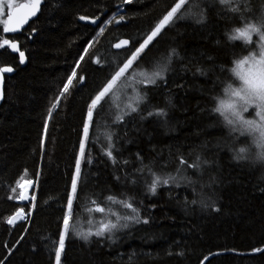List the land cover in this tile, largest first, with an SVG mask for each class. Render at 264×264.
I'll return each instance as SVG.
<instances>
[{"label":"trees","instance_id":"trees-1","mask_svg":"<svg viewBox=\"0 0 264 264\" xmlns=\"http://www.w3.org/2000/svg\"><path fill=\"white\" fill-rule=\"evenodd\" d=\"M176 2L134 0L118 11L122 0H45L31 25L36 33L32 39L24 35L27 65L21 67L7 46L0 49V66L15 68L6 75L0 107V264H55L86 108L128 55L114 44L142 38ZM121 15L126 19L117 24ZM80 16L102 22L93 28ZM178 16L183 18L162 32L147 59L115 88L134 80L142 99L133 96L127 102L112 92L94 114L85 149V161L91 162L81 164L60 264H201L215 253L206 264H264V252L248 254L264 247L261 149L251 135L234 133L214 111L227 85L239 84L232 69L248 55L244 49L252 47L229 37L245 21L264 16V0H186ZM258 37L252 38L254 45ZM164 65L163 81L141 83L139 72ZM73 69L77 77L61 97ZM132 104L139 111L129 118ZM161 109L166 115H149ZM109 148L115 164L104 154ZM240 148L246 149L240 153L244 159L236 158ZM181 157L188 164L199 157V167L181 166ZM177 168L187 178L179 187L158 186L155 195L148 190L149 169L163 177L176 175ZM24 181L37 183L30 221L9 225V217L30 208L17 201ZM108 196L132 202L148 223L85 239V228L115 221L111 213L132 214ZM97 206L105 213L94 211Z\"/></svg>","mask_w":264,"mask_h":264},{"label":"snow or ice","instance_id":"snow-or-ice-1","mask_svg":"<svg viewBox=\"0 0 264 264\" xmlns=\"http://www.w3.org/2000/svg\"><path fill=\"white\" fill-rule=\"evenodd\" d=\"M134 0H122V4L118 11L122 10L123 5L132 4ZM221 4L230 3V0H219ZM42 0H24L23 3H17V0H0V18L5 17L6 19H0V23L3 25L4 33H18L21 29L28 24L29 20L41 11ZM186 0H177L174 6L171 7L169 11L160 19L154 27L150 29L142 38H138L133 41L121 40L115 45L117 49H124L128 55L122 61V66H117V70L110 75V79L103 85V87L95 94L94 97L90 99V103L86 108L85 118L83 120L82 126V139L79 143V158L75 161L74 175L71 179L70 193L66 197V209L67 214L62 218L63 231L59 235L58 247L55 249V264H60L61 254L64 251L65 239L69 234V221L73 212V203L77 198L78 184L81 177V164L85 161V149L86 143L89 141L90 127L93 125L94 114H97V109L101 107L102 102L105 101L106 97L113 92L114 88L117 86L118 82L123 79L127 80L128 76L131 75L130 70H135L134 65L139 67L142 60L147 59L146 52L150 50V46H155L154 41L158 43L157 38L161 36L162 32L166 28H170L179 19L183 18L178 16L181 9L185 6ZM233 11H238V9H233ZM99 19V17H97ZM126 19L125 16L121 15L120 20L116 21L119 24L121 21ZM79 20L88 21L89 17L80 16ZM92 24H96V19L90 21ZM111 19L107 23H111ZM100 32H103V27L99 28ZM236 35L230 36L229 39L237 40L243 38L247 44L252 45V47L244 49L248 51V55L237 61L236 68L232 69L234 77L239 81L237 87H233L232 84H228L224 89L226 96L219 100V105L214 109L216 113H220L227 125L231 127L234 133L239 136L251 135L253 137V143L261 149L259 153V158L264 159V16H261L256 22L249 23L245 21L244 27L235 29ZM252 33H256L259 36V47L257 48L252 41ZM131 43V46L129 47ZM5 46L10 48L13 52L19 54L18 62L23 63L25 61V53L20 50L18 42L13 40L4 39L0 42V49H4ZM89 47H85L83 52L87 55ZM255 48V50H253ZM172 55H176L175 49L171 50L168 56V63H171ZM85 56L81 55L79 60H84ZM99 63V61H97ZM79 67V63H77ZM14 69L10 66L0 67V86H2L5 74L13 73ZM167 71V65H164L159 70L152 72L150 76H145L141 81L145 86L155 84L157 79L163 81L164 76L162 72ZM77 77V72L75 69L71 71V74L67 77V82L63 84L62 90L59 92V96H64L69 92L70 86L73 85V78ZM134 82V80H133ZM79 83H83V77L79 78ZM3 98V90L0 87V99ZM138 99H142L138 95ZM59 104V99L55 104H52L51 108L55 109ZM131 111L128 113L129 118H131V113H137L139 111V105L136 106L129 105ZM253 114L252 118H248L246 114ZM164 116L166 113L161 109L156 113H149V115ZM52 110L48 112V117L51 118ZM117 121L123 122V117L118 116ZM44 134L47 133V123L44 124ZM109 142H111V136L108 137ZM118 151V150H117ZM245 148H240L236 155L237 159H244L240 153L245 152ZM107 157L112 159L115 164L116 160L113 156L111 148L104 153ZM91 161H85V163H90ZM127 164V161L123 162ZM179 164L181 166L187 165L190 168L199 167V157H197L196 162L188 164V161L179 158ZM141 171V170H138ZM153 177L152 182L148 186V190L155 195L158 186H168L169 184L179 187L181 181H186V177L181 175V169L177 168L176 175H166L160 176L154 172H151ZM135 183V181H133ZM23 188L24 186L21 185ZM83 189H81L82 191ZM19 200H35V197L26 194V191H21L19 194ZM108 201L113 203H119L123 205L124 208L131 210L132 214L121 216L119 213H111L115 216V222L111 219L107 222L101 220L97 230L95 232H89L84 235L87 239L90 235L104 236L105 234H114L116 231L123 228H128L132 224L144 223L147 224V219H141L139 214V209L133 206L132 202L120 201L113 196H108L106 198ZM92 203H96L93 201ZM196 203V201H192ZM92 209H90L91 211ZM219 209H217L218 211ZM94 211L98 213H105V208L97 206ZM23 209L17 211L13 216L7 219L9 225L14 224L17 218H22ZM123 221V223H121ZM255 252H264V249L256 248ZM207 259V257H205Z\"/></svg>","mask_w":264,"mask_h":264},{"label":"rangeland","instance_id":"rangeland-1","mask_svg":"<svg viewBox=\"0 0 264 264\" xmlns=\"http://www.w3.org/2000/svg\"><path fill=\"white\" fill-rule=\"evenodd\" d=\"M20 2V0H17V3H19ZM128 5V4H127ZM126 6V5H125ZM125 6H123L122 8L124 9L125 8ZM125 10V9H124ZM124 10H120V11H124ZM0 19H6V16L5 17H2V18H0ZM105 24H106V22H105ZM104 24V25H105ZM0 25L1 26H3L2 25V23H0ZM101 27H104L103 25L101 26ZM100 31H98L97 33H99ZM254 35H257L256 33H252V38L254 37ZM243 39V38H242ZM257 44L255 45L257 48L259 47V37H258V39H257ZM253 50H255V48L253 49ZM237 66V65H236ZM161 67H159V68H155V69H153V70H142L141 72H139L137 75L140 77V81H142L143 79H144V77L145 76H150L151 74H152V72H154V71H156V70H159ZM162 75L164 76V72H162ZM159 79H157V81H158ZM156 81V82H157ZM121 82V81H120ZM120 82H118V84H120ZM239 85V84H238ZM237 85V86H238ZM236 86V87H237ZM116 88V87H115ZM115 88H114V90H113V92L114 93H116V95L118 94V96H123V98L125 97L126 98V101L128 102V99H129V97L130 98H132L133 96H135V97H138V93H139V96H141V94H140V91L137 93V87H135V82H133V80H130V81H128L127 83H124V85H122V87L119 89V90H115ZM116 91V92H115ZM130 104V103H129ZM132 106H136L135 104H132ZM247 115V117L248 118H252V115L253 114H246ZM78 153H79V149H78ZM25 182V181H24ZM24 182H22V184L24 183ZM27 182H29V184H30V186H31V188H30V194H29V196L30 197H32V196H34V197H36V195L35 194H33V190H34V188H36V183L35 182H31L30 183V181H27ZM21 184V185H22ZM21 185H20V188H21V191H24V189L21 187ZM19 201H21V200H19ZM35 201V200H34ZM34 201H32L31 199L29 200V202H27V203H23V204H25V205H30V208H29V210H27V212L23 209V212H24V214H25V221H22V222H16V223H27L28 221H30L29 219H30V216H31V214H32V212H33V210H32V208H33V205H34ZM115 213H118L117 211H115ZM66 214H67V212H66ZM107 222V221H106ZM113 222H115V221H113ZM78 225V224H77ZM76 229H77V227H76ZM85 230V233L86 234H88L90 231L91 232H95L96 230H97V228L96 229H84Z\"/></svg>","mask_w":264,"mask_h":264},{"label":"water","instance_id":"water-1","mask_svg":"<svg viewBox=\"0 0 264 264\" xmlns=\"http://www.w3.org/2000/svg\"><path fill=\"white\" fill-rule=\"evenodd\" d=\"M21 3H23V2H21ZM44 4H45V0H42V3H41V10H42V6H43ZM40 13H41V11L37 13V16L31 18V19L29 20L28 24H26V25L24 26V28L21 29L18 33H4V34H5V35H8V36H15V35H18V34L22 33L23 30H24L26 27H28V25H29L32 21H34L35 19H37V17L39 16ZM93 19H94V18H89L88 21H81V20H80V22H81V23H84V24H89V25L92 26L93 28H97V27L101 24L102 19H101V18H99V19L95 18V19H96V24H92L90 21L93 20ZM121 40H129V41L131 42V40H130V39H127V38H125V39H121ZM121 40H119L118 42H116V43L114 44V49H115V50H123V49H117V48L115 47V45L118 44ZM14 42H18L19 47H20V50L23 51V52L25 53V61H24L23 63H20L21 67H25V66L27 65V63H28V56H27V53H26V51L22 50V48H21V44H20V42H19L18 40H14ZM130 46H131V43H130L129 47H130ZM10 51H11L13 54L18 55V57H19V54H18V53L13 52L11 49H10ZM0 67H4V66H0ZM10 67H12V66H10ZM12 68L14 69V71H13V73H14V72H15V68H14V67H12ZM13 73H11V74H13ZM6 75H7V74H5V76H4V81H3L2 86H0V87H2V90H3V98L0 99V107H1V105L3 104L4 99H5ZM59 102H60V100H59ZM58 105H59V104H58ZM55 109H56V108H55ZM55 109L53 110V112L55 111ZM53 112H52V113H53ZM18 202L21 203V201H19V200H18ZM261 249H264V247L261 248ZM258 253H261V252H255V251H252V252H249L248 254H258ZM215 255H218V253L211 254L210 256L207 257V259H204V260L202 261L201 264H206L207 261L210 260V259H211L213 256H215Z\"/></svg>","mask_w":264,"mask_h":264},{"label":"flooded vegetation","instance_id":"flooded-vegetation-1","mask_svg":"<svg viewBox=\"0 0 264 264\" xmlns=\"http://www.w3.org/2000/svg\"><path fill=\"white\" fill-rule=\"evenodd\" d=\"M21 2H24V0H20V2L19 3H21ZM43 7V6H42ZM100 18V17H99ZM95 19V18H94ZM33 22V21H32ZM32 22L28 25V27H26L24 30H23V32L22 33H20V34H18V35H15V36H8V35H5L4 34V32H3V26H1L0 25V42L4 39V37L6 38V39H9V40H18L19 42H20V44H21V48H22V50H24V48H23V40H24V38H25V34H28V36H29V38L30 39H32V34H35L36 32H35V30L34 29H32L31 28V25H32ZM104 24L105 23H103V26H104ZM102 26V25H101ZM30 34V35H29ZM9 50H10V48H9ZM24 51H26V50H24ZM11 52V51H10ZM12 53V52H11ZM27 53V52H26ZM13 54V53H12ZM13 55H15V56H17V58H19L18 57V55H16V54H13Z\"/></svg>","mask_w":264,"mask_h":264},{"label":"bare ground","instance_id":"bare-ground-1","mask_svg":"<svg viewBox=\"0 0 264 264\" xmlns=\"http://www.w3.org/2000/svg\"><path fill=\"white\" fill-rule=\"evenodd\" d=\"M123 6H125V5H123ZM122 10H123V8H122ZM22 185L24 186V187H23L24 191H26V194L29 196V194H30V188H31L29 182L25 181ZM36 185H37V183H36ZM30 195H31V194H30ZM29 198H31V197L29 196ZM29 200H30V199H28V200H23V201H21V203H22V204H23V203H27V202H29ZM17 201H18V200H17ZM22 221H25V214H24V212H23L22 218H17V220H16V222H22Z\"/></svg>","mask_w":264,"mask_h":264},{"label":"built area","instance_id":"built-area-1","mask_svg":"<svg viewBox=\"0 0 264 264\" xmlns=\"http://www.w3.org/2000/svg\"><path fill=\"white\" fill-rule=\"evenodd\" d=\"M31 182H33V181H30V183H31ZM25 219H26V218H25ZM15 224H18V223L15 222L13 225H15Z\"/></svg>","mask_w":264,"mask_h":264}]
</instances>
